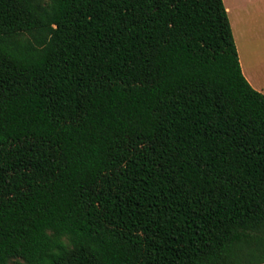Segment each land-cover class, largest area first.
I'll return each mask as SVG.
<instances>
[{
	"label": "trees",
	"instance_id": "16d2710c",
	"mask_svg": "<svg viewBox=\"0 0 264 264\" xmlns=\"http://www.w3.org/2000/svg\"><path fill=\"white\" fill-rule=\"evenodd\" d=\"M13 263L264 264V94L223 0H0Z\"/></svg>",
	"mask_w": 264,
	"mask_h": 264
},
{
	"label": "rangeland",
	"instance_id": "374dc122",
	"mask_svg": "<svg viewBox=\"0 0 264 264\" xmlns=\"http://www.w3.org/2000/svg\"><path fill=\"white\" fill-rule=\"evenodd\" d=\"M247 80L264 92V0H223ZM261 83V84H258ZM264 94V93H263ZM22 262V261H20ZM15 264V263H13Z\"/></svg>",
	"mask_w": 264,
	"mask_h": 264
},
{
	"label": "crops",
	"instance_id": "0c3cea01",
	"mask_svg": "<svg viewBox=\"0 0 264 264\" xmlns=\"http://www.w3.org/2000/svg\"><path fill=\"white\" fill-rule=\"evenodd\" d=\"M253 1H255V0H253ZM227 8V7H226ZM229 10V8H227V11ZM242 70H243V68H242ZM245 71L243 70V73H244ZM246 77V76H245ZM251 84V83H250ZM258 84H261V83H258ZM259 91H261V90H259ZM262 92V91H261ZM264 93V92H263Z\"/></svg>",
	"mask_w": 264,
	"mask_h": 264
}]
</instances>
